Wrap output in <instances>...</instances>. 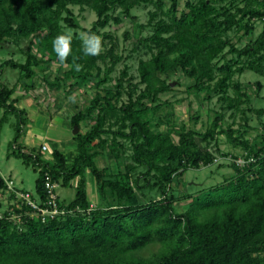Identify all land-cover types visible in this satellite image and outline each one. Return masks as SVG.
<instances>
[{"label":"trees","instance_id":"obj_1","mask_svg":"<svg viewBox=\"0 0 264 264\" xmlns=\"http://www.w3.org/2000/svg\"><path fill=\"white\" fill-rule=\"evenodd\" d=\"M152 3L0 0V47L10 39L33 38L50 57L44 62L29 50L25 63L10 60L0 65V108L18 119L12 154L39 170L36 194L41 201L47 198V175L63 187L80 179L74 200L68 205L60 203L64 215L45 222L23 215L19 227L10 221L7 211L4 213L0 218V264H264V142L252 144L232 127L222 129L224 116L218 113L210 127L199 132L184 125L175 126L169 119L172 111L165 117L158 116L163 105L146 103L156 104L161 95L171 92L169 78L182 73L192 81L188 92L203 93L209 100L214 94L222 109L241 111L249 98L241 83L233 79L246 71L264 76V30L253 44L241 49L227 37L235 29L251 33L256 20L264 23V5L258 0H187L180 9V0H171L165 11L163 1L158 0L157 11L151 13L148 23L153 33L138 41L151 57L139 62L137 83L126 80L127 73L123 72L114 88L103 87L122 59L114 55L113 49L107 56L102 52L86 55L85 44L77 35H72L66 60L61 61L54 51L56 37L67 33L64 26L79 28L70 7H90L94 11L97 20L88 31L92 34L111 23L121 24V17L133 20L134 9ZM118 10L121 17L114 16ZM144 28L136 25L135 35ZM105 39L113 41L110 34H104L103 46ZM229 56L232 58L228 60ZM107 57L111 58V65L101 77L99 62ZM52 62L65 69L62 77L53 82L44 78L51 88L60 89L73 80L76 82L68 86L67 92L89 82L96 89L103 88L96 91L89 106L71 118L73 128L81 129L86 121L93 125L84 133L74 134L77 157L70 166L57 147L53 150L54 162H50L44 159L41 149L17 144L27 125L26 111L16 106L15 87L2 81L8 64L22 72L21 84L33 88L35 68ZM76 65H80L79 70ZM140 86L144 89L136 96ZM256 86L260 89L261 84ZM125 87L129 88L128 102L119 105ZM231 89L233 97L229 94ZM163 125H168V129L156 130ZM220 135H226L233 148L246 151L244 157L255 161L243 168L233 163L235 175L197 194L185 195V200H189L187 209L177 213L176 200L167 197L169 186L179 184L189 169L213 165L216 158L209 147L214 144L219 150ZM125 142L130 144L132 163L124 171L115 173L109 167H99L102 157L119 162ZM137 168L143 172L133 181L131 176ZM88 176L94 179L99 197L95 208L88 192ZM142 179L146 187L157 188L161 198L140 203L135 191L144 189L140 185ZM6 188L0 175V191ZM13 209L16 213L31 211L29 207L22 212ZM153 243L162 244L164 250L148 259L132 256Z\"/></svg>","mask_w":264,"mask_h":264},{"label":"rangeland","instance_id":"obj_2","mask_svg":"<svg viewBox=\"0 0 264 264\" xmlns=\"http://www.w3.org/2000/svg\"><path fill=\"white\" fill-rule=\"evenodd\" d=\"M158 0H152V4L143 5L132 11L134 19H128L121 17V12L118 10L114 16H120L122 23L115 25L111 23L105 29H99L94 32L96 35L102 37L104 34H110L113 37V41L109 39L104 40V46L102 53L104 55L110 54L113 49L114 55H117L122 59L121 62L114 68L110 74V81L103 87L114 88L117 80L121 77L123 72L127 73L126 80L132 79L133 83L139 82L138 66L141 60H149L151 55L147 49L139 47L138 41L141 38L150 37L153 33V28L150 26L149 20L151 13L156 12V2ZM164 4V10L166 11L170 5L171 0H162ZM187 0H180V9L185 7ZM75 19L78 21L79 28L71 29L64 26L66 32H71L72 35H77L78 38L85 42L87 39L88 31L92 29L94 22L97 20V16L90 7L80 9L79 7H70ZM136 25H142L145 28L138 35L136 33ZM254 30L251 33H246L245 30H233L228 34V39L237 48H244L246 45H251L257 39V37L264 30L263 20H256L254 22ZM126 33L128 37L126 38ZM85 44V43H84ZM31 51L33 55L38 59H43L44 62L50 59L48 51L42 46H39L37 41L33 38H21L10 39L6 44L0 47V65L7 61H14L17 63H25L27 51ZM232 56L228 57V60ZM222 64V61H220ZM99 65L103 71V77L107 69L111 65V58L107 57L105 61H100ZM49 67V68H48ZM65 68H60L58 63L52 62L50 65L44 63L42 66L35 68L37 77L33 84L34 87H25L19 81L22 72L20 69L12 68L10 65L5 66V72L2 75V81L6 86L10 88L15 87V94L13 98L20 100V104L16 106L21 110L30 109L37 113H43V118L38 119L36 115H33L31 122V114L27 111L29 116V122L36 127L40 126L44 120H49L51 115H58L60 113L65 119L72 118L79 111H83L89 106L92 98L97 90L103 91V88L96 89L94 83L89 82L74 88L72 92L68 91V86L76 81H70L61 86L60 89L51 88L48 82L44 78L48 77L50 82H53L57 77H62V73ZM172 84L171 92L161 95L159 101L156 104L147 102L150 106L158 104L163 105V109L159 112L158 116L165 117L167 113L173 112L170 116V120L175 126H186L189 129H194L199 132H205L213 120L216 114L224 116L221 128H233L237 131V134H243L244 139L252 144H262L264 137V76L257 73L246 71L241 75H236L233 79L234 82H239L242 85V90L246 93L249 100L246 101L241 107V111H230L227 108H221V103L218 102V97L212 94L211 99H207L205 94H194L187 91L188 86L192 81L186 78L182 73H177L169 78ZM260 83V89L256 84ZM28 86L30 83L25 82ZM128 83L125 82L126 86ZM31 86V85H30ZM144 89V86H140L136 92V96ZM129 88H124L123 95L120 100V104L128 102L127 93ZM230 96H234V91L230 90ZM135 96V97H136ZM261 111V113L259 112ZM37 118V119H36ZM17 116L11 113H6L4 108H0V175L6 182L12 179L17 188L20 190L28 191L33 196L36 194V180L39 178V170L32 165H27L22 158L16 157L12 154L13 147L16 140V126ZM46 121H44L45 124ZM68 124L58 122L55 129L51 133L49 129L43 131L46 134L44 144H46L51 150H54L56 143H58L57 137H62L59 140L65 142L70 136L68 135ZM93 122L86 121L81 124L80 133H84L92 127ZM28 127V126H27ZM27 127L23 128L21 137L16 141L17 144H23L24 133L27 131ZM44 129V125L42 126ZM117 129L116 126L113 128ZM168 129V125L157 127V131H165ZM71 135H73V129L71 128ZM68 137V138H67ZM73 137V136H72ZM177 141V138H174ZM71 143H76L71 140ZM41 143V142H40ZM68 142L63 143L60 146H66ZM125 147L122 154V159L119 162H115L112 159H106L102 157L98 160V165L101 168L109 167L115 173L118 171H124L127 164L132 163L130 156L132 155L130 144L125 142ZM59 148V147H58ZM68 148V147H67ZM216 150L214 144L209 147L211 153L215 155V162L208 167H201L200 169H189L180 178V183H173L169 186L168 196L173 197L176 201V212L183 213L188 206V199L185 200V195H194L199 190L209 188L217 185L235 175V170L232 167L234 158L244 157L245 154L240 148H233L227 141L226 135L218 136V147ZM143 169L137 168L132 173V180L135 181L138 178ZM95 187V181L91 178L90 187ZM140 185L144 187L142 190L136 189L138 201L140 203L148 202L149 200H157L161 198V194L157 188H150L145 186V182L142 179ZM76 183L71 182L69 186H60L58 193L61 198V202L64 205H68L74 200L76 195ZM96 196L95 188L91 190ZM17 196L13 191H9L8 187L4 191H0V216L4 215L7 211L9 214L10 209H13L17 204ZM16 215H18L15 212ZM36 219V218H35ZM17 226L23 224L20 218H16ZM164 247L160 243H153L146 248L137 251L132 254L136 259H148L161 253Z\"/></svg>","mask_w":264,"mask_h":264},{"label":"crops","instance_id":"obj_3","mask_svg":"<svg viewBox=\"0 0 264 264\" xmlns=\"http://www.w3.org/2000/svg\"><path fill=\"white\" fill-rule=\"evenodd\" d=\"M18 104H20V100H18ZM26 108H27V110L24 109L26 111L25 118L27 119V125L25 127H27V126L28 127H27V131L24 133L23 145H25L26 147H28L30 149L31 148L41 149L42 145H46L47 144L44 141V139L46 137V134L43 131L49 129V132L51 133L52 130H50V129H55V127H56L55 125L58 124V122H62L63 124H68L67 125V126H69L68 135L70 137L69 138L67 137L68 139L65 140V142H68V143L66 144V146H60V144L62 145L65 142H62L61 140H59L62 137H57L56 141L58 143H56L55 147H57V149L64 154V156L66 158L67 165H69V166L72 165L73 162L75 161L76 157H77V143L74 142V138L72 137V136H74V133H73V135H71V128L74 129L72 127V124H71V118L70 119H65L63 116L60 115V113H58V115H54V116L51 115L49 120H47V119L44 120V121H46L45 124H44V121H43L40 126L36 125V127L35 126L32 127L33 125L29 122L30 120H29V116H28L27 111H29V113L31 114V122H32L33 115H36L38 117V119L40 120V119L43 118V115H42L43 113H41V112L37 113L36 111L35 112L31 111L30 109H28V106ZM43 125H44V129L42 128ZM71 140L74 143H71L70 142ZM44 142L46 144H44ZM42 153H43L44 159H46L47 161H50V162H54L53 149L51 150L49 148L48 152H43L42 151ZM87 178H88V192H89V196H90V201H91V204L96 207L98 205V203H99V197H98L97 193H96V196H95V194L91 192V190H93L94 188L96 190V187H93L91 185L92 187L89 188L90 187V180H91L92 177L88 176ZM79 180L80 179L78 177L73 180V182L76 183V189H77ZM9 181H12L13 187L15 188V190L24 191V190H20V188L15 187L16 184H15V182L12 179H10ZM59 187L57 189V192L59 190ZM58 195H59V193H58ZM59 197H60V195H59ZM60 203L64 204L63 202H61V198H60Z\"/></svg>","mask_w":264,"mask_h":264},{"label":"built area","instance_id":"obj_4","mask_svg":"<svg viewBox=\"0 0 264 264\" xmlns=\"http://www.w3.org/2000/svg\"><path fill=\"white\" fill-rule=\"evenodd\" d=\"M261 4L264 5V0H258ZM41 150L43 152H48L49 148L46 145L41 146ZM247 155V154H246ZM245 155V156H246ZM255 159L253 157H239L238 159H234L233 163H235L238 167L243 168L249 166ZM6 185L9 191H13L17 196V204L15 208L17 210H24V207H29L31 211L26 213H17L15 214L14 209H10L9 211V219L10 221H14L17 224L16 218H20L22 220L23 215H29L31 218H38L42 222L47 221L48 219H55L61 215L65 214V210L60 208V200L57 189L59 185L57 183H53L49 176L46 177L45 187L47 190V198L45 201H41V199L37 196H33L28 191H18L13 187L12 181L6 182ZM7 189V188H6ZM95 208V206L92 205ZM3 215L0 216L2 218Z\"/></svg>","mask_w":264,"mask_h":264},{"label":"clouds","instance_id":"obj_5","mask_svg":"<svg viewBox=\"0 0 264 264\" xmlns=\"http://www.w3.org/2000/svg\"><path fill=\"white\" fill-rule=\"evenodd\" d=\"M87 35V39L85 40V48L84 52L86 55L97 56L103 51L102 37L92 34ZM71 41L72 34L71 32H67L61 35H58L53 42L54 51L57 53L58 58L61 61L67 59V56L70 54L71 50ZM77 70H79L80 65H76Z\"/></svg>","mask_w":264,"mask_h":264},{"label":"water","instance_id":"obj_6","mask_svg":"<svg viewBox=\"0 0 264 264\" xmlns=\"http://www.w3.org/2000/svg\"><path fill=\"white\" fill-rule=\"evenodd\" d=\"M79 130H80V129H79L78 127H74V129H73V133H74V134H77V133H79Z\"/></svg>","mask_w":264,"mask_h":264}]
</instances>
